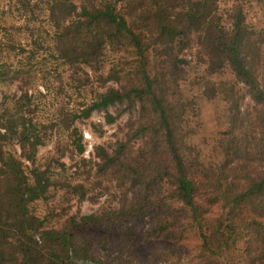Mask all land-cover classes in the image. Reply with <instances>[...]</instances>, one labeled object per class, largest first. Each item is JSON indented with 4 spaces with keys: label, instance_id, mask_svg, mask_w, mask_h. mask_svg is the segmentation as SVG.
I'll return each mask as SVG.
<instances>
[{
    "label": "trees",
    "instance_id": "16d2710c",
    "mask_svg": "<svg viewBox=\"0 0 264 264\" xmlns=\"http://www.w3.org/2000/svg\"><path fill=\"white\" fill-rule=\"evenodd\" d=\"M121 1L53 0L49 5V17L55 20L53 24L59 32L54 39L60 46L58 55L66 64L96 63L105 49L116 44H125L130 50L131 82L97 92L80 111L82 118L92 111H103L106 123H111L122 110L136 113L132 136L140 140V146L135 152L126 150L125 142L116 143L110 153L94 147L97 169L116 175L114 179L122 189L118 204L97 213L69 217L58 228H43L28 207L43 196L50 184L46 169L34 165L37 146L42 143L39 128L18 112V106L3 107L0 264H105L98 257L93 240L82 236L79 228L111 227L140 217L159 187L166 189L168 202L184 209V214L171 209L154 211L151 222L139 234L140 243L177 242L193 234L198 264H264V89L254 74V56L257 58L258 54V43L252 37L255 31L244 23L239 12L231 14L227 31L219 23L214 0H150L142 11V19L151 21L146 36L145 31H136L115 10ZM193 34L205 47L210 59L209 72L227 68L256 105L253 150L222 161L223 167L220 164L221 168L211 170L204 167L185 141L181 121L176 118L178 100L171 99L162 89L164 73L157 58L168 56V65L174 70L176 65L170 62L176 55H172L173 47L167 39L178 38L175 46L179 50ZM114 105L121 109L111 115L107 107ZM231 126L227 134L232 141L228 144L234 147L240 139L232 134L241 125ZM11 145L17 146L18 156L9 150ZM83 150L77 144V151ZM250 154L256 156L253 162L250 158L251 163L243 167L233 163L248 159ZM21 159L28 163V168ZM224 167H229L228 173L222 174L220 169ZM206 179L213 183L209 197L205 196L202 184ZM216 205L220 210L210 217L209 210ZM235 248L240 254L233 261L231 254ZM111 264H179V260L139 259L133 246L128 245Z\"/></svg>",
    "mask_w": 264,
    "mask_h": 264
},
{
    "label": "rangeland",
    "instance_id": "374dc122",
    "mask_svg": "<svg viewBox=\"0 0 264 264\" xmlns=\"http://www.w3.org/2000/svg\"><path fill=\"white\" fill-rule=\"evenodd\" d=\"M52 1L0 0V109L18 106V112L39 128L42 143L37 146L34 165L46 169L50 184L43 196L28 207L41 220L43 228H58L69 217L116 206L122 189L114 179L116 175L107 169H97L94 147L110 153L116 143L125 142L126 150L133 153L140 146V140L132 136L137 124L134 110L119 113L121 107L108 106L111 115L119 113L111 123L104 121L103 111L80 117L81 109L97 92L131 82L130 50L125 44H116L105 49L96 63L66 64L58 55L60 46L54 41L59 32L54 27L55 20L49 17ZM214 1L219 23L227 31L233 12H239L244 23L255 31L252 37L258 43V54L257 58L254 56V74L264 89V0ZM149 4L150 0H123L115 5V10L124 15L128 25L136 31L142 29L147 36L151 21L142 19L145 14L142 11ZM177 39H167L173 47L172 55H176L170 62L175 63L174 70L168 65V56L157 57L164 73L162 89L171 99L178 100L176 118L181 121L192 153L196 151L207 169L221 168L222 161L253 150L256 105L227 68L209 72L210 59L196 34L186 38L184 48L179 50L175 46ZM232 124L241 125L232 134L236 140L240 139L234 147L228 144L232 140L227 134ZM77 144L84 148L80 153ZM8 148L18 156L16 145ZM255 157L250 154L248 159L233 163L243 167ZM21 160L28 168V163ZM228 168L220 171L228 173ZM202 181L205 196L209 197L213 183L209 179ZM168 200L166 189L159 187L151 194L140 217L111 227L83 225L79 233L93 240L94 249L105 264L113 263L128 245L133 246L139 259L163 258L167 262L178 259L179 264H198L193 234L177 242H139V234L151 222L154 211L171 209L184 214V209ZM219 210V205L211 206L210 217ZM237 249L232 250L233 261L239 257Z\"/></svg>",
    "mask_w": 264,
    "mask_h": 264
},
{
    "label": "water",
    "instance_id": "95a60500",
    "mask_svg": "<svg viewBox=\"0 0 264 264\" xmlns=\"http://www.w3.org/2000/svg\"><path fill=\"white\" fill-rule=\"evenodd\" d=\"M70 256L72 258V253H70ZM84 264H96V263H93V262H85Z\"/></svg>",
    "mask_w": 264,
    "mask_h": 264
},
{
    "label": "built area",
    "instance_id": "2783aa9c",
    "mask_svg": "<svg viewBox=\"0 0 264 264\" xmlns=\"http://www.w3.org/2000/svg\"><path fill=\"white\" fill-rule=\"evenodd\" d=\"M84 137H85V138H88V136H87V134H86V133H84ZM88 148H89V145H88Z\"/></svg>",
    "mask_w": 264,
    "mask_h": 264
}]
</instances>
